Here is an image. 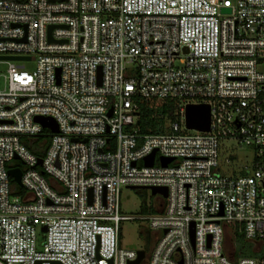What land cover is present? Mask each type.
Wrapping results in <instances>:
<instances>
[{"label": "built area", "instance_id": "1", "mask_svg": "<svg viewBox=\"0 0 264 264\" xmlns=\"http://www.w3.org/2000/svg\"><path fill=\"white\" fill-rule=\"evenodd\" d=\"M0 57L24 59L0 60V264L136 262L123 188L168 193L139 218L157 235L139 264H264L235 242L264 251V0H0ZM143 101L183 127L142 134ZM202 104L210 131L189 130ZM230 141L256 151L245 176L219 171Z\"/></svg>", "mask_w": 264, "mask_h": 264}, {"label": "rangeland", "instance_id": "2", "mask_svg": "<svg viewBox=\"0 0 264 264\" xmlns=\"http://www.w3.org/2000/svg\"><path fill=\"white\" fill-rule=\"evenodd\" d=\"M27 68L33 71L34 64L28 63ZM7 65L0 64V72L6 73ZM155 107L162 105L161 102L153 103ZM172 123H178L183 127V119L175 118ZM170 122L166 123V132L169 131ZM225 146V147H223ZM221 150L219 171L223 176L230 178H239L245 176L246 168L251 171L256 163V151L254 147L239 144L235 141L224 142ZM15 165H20L19 162ZM54 187H58L53 182ZM159 203V197L152 195L151 190H133L123 188L121 191V211L124 216L135 218V220L124 221L121 224L120 243L125 250L144 251L149 254L154 245L157 235L150 230L148 221L140 220V217L153 215L157 212L155 207ZM251 243H246L249 246ZM252 253L245 250L243 257H249Z\"/></svg>", "mask_w": 264, "mask_h": 264}, {"label": "water", "instance_id": "3", "mask_svg": "<svg viewBox=\"0 0 264 264\" xmlns=\"http://www.w3.org/2000/svg\"><path fill=\"white\" fill-rule=\"evenodd\" d=\"M225 13H230L229 9L223 10ZM53 30V27H50L49 29V39H51V31ZM0 60H24L23 58H11V57H0ZM112 111H110L109 116H111ZM185 118H186V125L189 130H198L201 132H209L211 127V108L209 105H188L186 107L185 112ZM39 122L45 129H49L52 133L56 134L59 132L58 126L56 122L51 118H38L36 120ZM154 154H152L147 160H146V166L152 167L154 163ZM171 160H164L163 166H167L168 163H170ZM38 165H42V160L40 159L38 162ZM10 176L13 177L16 183L19 185H22L21 183V177L22 173L20 170H12L9 172ZM133 190H138L136 188H129ZM147 190V189H145ZM152 195H162L164 198H167L168 193L166 188H153L151 189ZM43 231H46V228L43 229ZM145 253L139 252V257L136 262H133L131 264H139L140 261L144 258Z\"/></svg>", "mask_w": 264, "mask_h": 264}, {"label": "trees", "instance_id": "4", "mask_svg": "<svg viewBox=\"0 0 264 264\" xmlns=\"http://www.w3.org/2000/svg\"><path fill=\"white\" fill-rule=\"evenodd\" d=\"M153 103L155 102L143 101L140 103L138 125L141 128L142 134H164L167 130V121L172 123V121L178 117L177 113L179 106L176 102H164L159 107H155ZM23 142L31 152L38 156H42L35 148L37 141L25 139ZM235 242L237 244L236 256L243 255L244 251L248 249L252 253L249 257L264 258V251L261 254H258L252 250L251 244L245 247L246 242L241 236L236 237Z\"/></svg>", "mask_w": 264, "mask_h": 264}]
</instances>
